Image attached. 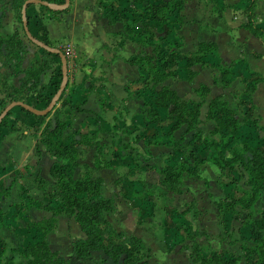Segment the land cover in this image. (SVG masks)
Returning <instances> with one entry per match:
<instances>
[{
	"label": "crops",
	"instance_id": "crops-1",
	"mask_svg": "<svg viewBox=\"0 0 264 264\" xmlns=\"http://www.w3.org/2000/svg\"><path fill=\"white\" fill-rule=\"evenodd\" d=\"M173 1L71 0L69 9L59 15L49 14L39 4L28 7L32 34L62 50L71 44L76 59L68 63V86L50 114L38 121L34 114L15 107L10 122L17 123V128L11 131L0 128V207L4 202L8 211L14 202L22 203L4 216L18 234L15 240L2 228L0 244L6 246L5 254L10 250L12 253L19 243L25 247L30 242L27 241L30 234L34 236L32 241L45 240L33 223L48 215L45 207L56 205V202L46 196L42 198L33 174L53 182V166L66 167L76 180L84 178L83 170L92 172L93 179L102 178V197L114 198L117 204V210L108 216L113 226L119 232L142 239L147 248L155 251L157 260L168 264H191L188 236L191 228L199 231L196 240L201 247L220 252L232 251L230 247L235 243L240 253L241 245L255 247L259 241L257 237L264 236V229L256 225L242 227L247 212L237 218L228 213L220 214L218 210L217 203L221 200L242 195L243 180L235 183L234 179L235 173H241L240 166L236 165L231 172L223 170L214 161L216 148L194 140L195 131H188V125L164 133L175 122L173 105L157 108L161 125L150 122L145 102L150 100L148 93L153 83L146 79V62L131 61L135 56H151L155 48L165 55H174L172 70L175 75L167 84L188 102L189 107H196L200 101L197 89L201 85L208 86L210 97L222 95L241 121L240 129L229 133L230 147H235L234 143L239 140H249L264 149V36L253 34L246 26L248 1L224 0L225 8L217 12L213 0H186L182 23H176L174 15L159 12L163 4ZM255 1L257 24L264 28V0ZM0 25L2 36L17 35L26 50L15 67L7 61L11 53L4 50L0 54V99L4 97L1 76L8 73L10 89L27 97L31 106L46 109L49 106H45L47 98H53L58 91L55 82L62 70L61 58L54 57L50 61L48 57L50 65L40 70L46 58L44 49L30 43L14 0H0ZM143 30L152 34L144 44L139 40L144 35ZM202 42H214L218 49L203 56L200 54L199 61L190 64L188 60L194 57ZM231 63H234L236 78L230 87L224 88L221 67ZM256 80L260 82L250 98L244 90ZM64 100L68 101L66 105ZM101 100L105 101L104 110L99 107ZM77 105L81 106L79 111L74 109ZM119 116L130 124L125 127ZM242 116L247 122L242 123ZM122 128L126 133H119L118 144L133 142L138 137L146 142L155 139L161 143L151 145V153L146 157L131 148H123L124 158L116 157L114 133ZM44 133H61L51 140L56 144V151H49L43 143ZM86 136L91 138L89 143L75 144ZM215 137L221 138L220 135ZM72 144L77 150L74 158L62 151ZM104 146L111 149L113 156L105 160L113 167L97 170L95 159L100 154L98 149ZM218 148L225 149L224 143L220 142ZM168 165L187 168L183 172L181 192L168 190L162 184L165 175L159 170ZM122 169L125 173L123 184L118 180ZM13 177L18 179L11 198L5 199V188ZM31 185L40 193L41 200L37 207L27 209L33 192L29 188ZM237 210L242 211V207L238 206ZM251 212L253 219H264V200ZM146 234H151L153 244L146 241ZM85 238L86 233L74 216L59 217L55 229L46 237L51 248L66 257L72 255L71 241ZM9 255L5 256L6 260ZM106 255L102 256L107 260L105 264H113L111 257ZM252 257L254 261L258 259L256 254Z\"/></svg>",
	"mask_w": 264,
	"mask_h": 264
},
{
	"label": "trees",
	"instance_id": "trees-1",
	"mask_svg": "<svg viewBox=\"0 0 264 264\" xmlns=\"http://www.w3.org/2000/svg\"><path fill=\"white\" fill-rule=\"evenodd\" d=\"M26 1L27 0H14L16 12L20 17L22 15V7ZM42 1L56 4H63L65 2V0ZM245 1L249 2V5L246 8L248 14L247 28L255 35L261 33L264 36V28L259 27L257 24V17L255 14L256 1ZM213 2L215 3V10L217 12H222L225 8L224 0H213ZM185 4L186 0H175L171 3H165L159 12L162 11L163 14L169 16L174 15L175 22L182 23ZM41 7L47 9L51 15H59L63 12L51 10L43 5H41ZM146 32L147 30H143L142 33L144 35L139 38L140 42L143 44L148 42L146 39H150L152 37L151 33L147 32V34H145ZM21 48L22 41L17 38V35L4 37L0 33V54H2L4 50L11 53V51L15 49L21 50ZM217 49L218 46L214 42H202L199 44L194 57L188 61L190 64H193L199 61V57L210 52H215ZM43 51L46 57V62H44V60L40 64V70L45 69L50 65L47 59L48 57L50 58V61H53L54 57L60 58L59 55L45 49ZM200 54L201 56H199ZM131 61H136L140 64L146 62L148 71V77L146 79L153 83L152 90L148 93V98L150 100L145 102L148 114L151 117L150 122H155L160 119V113L157 110L158 107L170 108L171 105H173V110L176 112V115L174 117L175 122L169 128L170 132L180 128L184 123H188V131H195L194 140L200 141L206 147L216 148L217 153L214 157V161L223 170L228 169L231 172L236 165L240 166L241 173H235L234 179L235 183H239L243 180V185L240 187L243 193L240 197H234L231 199L228 197L225 201L221 200L218 202L217 207L220 214L228 213L235 215L238 218L243 212H247L246 217H244L242 221V227H252L256 225L259 229H264V219H253L251 212V210L255 209L264 200V149L254 146L249 140H243L240 148H236L238 145H235V147H228V144L230 145L232 143L230 140L231 135L229 133L239 130L241 126V121L239 120L235 110L231 108L229 102L224 100L222 95L210 97V88L208 86L201 85L197 89L200 101L196 103V107L190 108L188 102L179 96L177 92L171 88L170 84H167L169 79L173 78L175 75L172 70L174 67V55L172 54L165 55L158 52V49L155 48L154 54L151 56L148 54L139 55L135 56L131 59ZM233 66L234 63L221 67L222 85L224 88L230 87L236 78ZM191 75L193 76L195 73L191 72ZM62 79L63 73L62 70H60L57 75V81L55 82L56 90L59 89ZM259 82L260 80H256L252 84L247 85L244 90V94L252 98ZM16 93L17 91L12 89L0 99V114L13 101H24L29 104V99L27 97H22ZM47 100L48 101L45 106L50 104L52 96L47 98ZM67 103V100L63 101V104L66 105ZM80 107V105H77L74 109L79 111ZM99 107L101 110L106 108L104 100L100 101ZM204 109H206L205 112H203ZM12 113L13 111H11L1 122L0 128H6L9 131L17 128V123L10 122V116ZM35 116L38 121L44 118V116ZM97 118L100 119L101 115L98 114ZM119 118L124 120L122 122L125 123V127L130 124V121L127 122L124 117L119 116ZM124 128H122L119 132L116 131V133H114L116 157H125L123 154V148L137 150L141 156L146 157L151 153L149 151L151 145L160 144V141L155 139L150 140V142H146V139H143L142 137H138V139L133 142L118 144L117 140L120 138L119 133H122L123 135L126 133ZM206 129H208V132ZM204 133L209 134L205 135ZM60 134L61 133L43 134L42 141L47 144L49 151H56V144L53 143V141L51 142V140L54 135L60 136ZM215 135H220L221 138L219 139L215 137ZM225 135H227L226 138L224 137ZM58 140L61 141V139ZM86 142V137H82V139L75 142V144ZM220 142L224 143L225 149L218 148V144ZM177 146L178 144L174 147V151ZM58 147H60V145H58L57 148ZM75 148L74 144L67 145L64 149H62V151L70 153L71 157L74 158L77 152ZM228 153H230V157L228 156ZM247 153L249 156H246ZM101 155L102 154H98L95 159V168L100 170L107 167H113L112 163L107 162ZM185 170H187V168L180 165H168L162 168L159 170L161 174L165 175V178L162 180V184L166 186L168 190L181 192L184 188L182 178ZM51 174L54 178L53 182L41 180V177L38 174H33L36 186L41 192L42 198L46 196L52 199L53 202H56V205L45 207L48 215L44 216V218L40 221L33 223V225L41 230L42 234L45 236V240H34L33 242L28 243L25 247H22L20 243L17 244L11 255L7 257L6 262L0 264H69L68 262L72 258L78 261L91 259L92 250L99 249L102 245L100 244V240L97 236L94 235V228L86 221L88 217L97 223L100 222L101 224L106 225V231L108 232L113 231V233L120 237L125 235L122 231L119 232L108 218L111 213L117 210V204L114 198L106 199L102 197V178L99 177L97 179H93L92 172H88L85 174L83 179L76 180L73 175L68 172L66 167L57 166L52 167ZM17 179L18 177H13L10 183L6 186L4 194L5 199L11 198V192ZM29 188L33 190L32 185L29 186ZM84 195H86V197ZM39 196L40 193L33 190L31 197L26 204V208L30 209L32 207H37L41 200ZM89 198H91L90 201H87ZM21 204L22 203L14 202L9 206L8 211H6V204L4 202L0 207V227L6 229L15 240L18 239V234H15V229L4 220V216L13 207L18 208ZM238 206L242 207V211L237 210ZM79 211L80 213H78ZM75 214H77V217L81 222V227L86 233V238L73 239L71 241L73 246L72 255L70 257H66L61 255L58 251L53 250L46 237L55 229L59 217H71ZM199 235L200 233L198 230H193L192 228L190 229L188 236L191 239V244L189 246L191 250V264L197 263V257L200 260L202 259L203 264H239L241 260H243V264H264V236L262 235L257 237L259 241L255 247L241 245L240 253L239 251H237V253L232 250L230 252L232 256H228L226 251H212L210 258L207 260L202 257V247L196 240V237ZM126 238L136 239L133 235H128ZM4 253L5 250L3 251V255ZM254 254L258 256V259L251 262V257ZM130 260L131 256L128 253L122 264H132Z\"/></svg>",
	"mask_w": 264,
	"mask_h": 264
},
{
	"label": "rangeland",
	"instance_id": "rangeland-1",
	"mask_svg": "<svg viewBox=\"0 0 264 264\" xmlns=\"http://www.w3.org/2000/svg\"><path fill=\"white\" fill-rule=\"evenodd\" d=\"M30 43H31V41H30ZM33 45L35 46V44H33ZM25 51L26 50L23 49V46H22L21 50L15 49V50L11 51V56L7 60L8 63H10L9 65H12L15 67V64H17L19 62V58L23 57V55L26 53ZM13 61H15V62L13 63ZM9 78H10V74H8V73H4L1 76V80L3 82V88H4V91H3L4 95H6L10 90H12V89H10L11 86L8 85L9 84ZM233 105H234V103H233ZM242 119H243L242 123L247 122L246 117L242 116ZM160 123H161L160 119L158 121L153 122L154 125H157V124L161 125ZM183 125L184 126L188 125V123H184ZM169 126H170V124L168 125V127ZM154 128H156V127L154 126ZM206 131L208 132V129H206ZM154 132H155V130H154ZM164 133H172V132L169 131V128H166V131ZM103 139H105L104 141H106V138L103 137ZM89 140H91V138L86 136L87 143H89ZM106 143H107V141H106ZM160 143H161V141H160ZM234 145H238V146H236V148L237 147L240 148L242 146V141L239 140L238 143H234ZM228 147L230 148L229 144H228ZM98 153L102 154L103 155L102 157L106 160H107L106 157L113 156L111 153V149H109L106 146L100 147L98 149ZM128 161H131V160L128 159ZM133 164L139 165L136 162H133ZM123 171H124V169L121 170L122 175H121V177L118 178V180L120 181L121 184H123L125 181V178H124L125 173ZM85 174H87V172L83 170V177L85 176ZM86 195H84V196L86 197ZM91 198L87 199V201H90ZM87 203H89V202H87ZM78 213H80V211ZM74 217H75L76 221L81 225V222L79 221V219L77 217V214H75ZM86 221L88 222V224L90 226H92L94 228V230H95L94 235H96L97 238L100 240V244L102 245V247H100L99 249L92 250L91 259L84 260V261H80V260L78 261V260L72 258L68 262L69 264H105V262L107 260H105V257H102L103 254L106 257H107L106 254H108L111 257L113 264H122L128 253L131 256L130 261L132 264H168L167 262H164L163 260H157L155 257L157 255V254H155V251L151 248L150 249L147 248L145 245V242H143L142 239H138V240H137V238L136 239H128V238H126L128 235H126V233H124V231H122V232L125 235L123 237H120V236H117L115 233H113V231L112 232L106 231L107 226L104 224H101L100 222L97 223L89 217L86 219ZM29 225H32V224H29ZM25 228H27V227H25ZM3 230H2V227H0V239L2 238ZM4 235H5V233H4ZM7 236L11 237L12 235L8 233ZM33 237L34 236L32 234H30L27 237V241L33 242L34 241V240L32 241ZM144 237L148 243L153 244V237L151 236V234H146V235H144ZM252 239H253V237H251V240ZM30 242H27L26 244H28ZM0 243H1V240H0ZM4 248H6V246L4 244H0V263H3L4 260L6 261L5 256L9 255L11 253V250H10L7 252V254L4 253V255H3V251L5 250ZM230 248L233 249V251L237 252V249L239 247L236 246L235 243H232V246ZM230 248H229V250H230ZM211 252H212V249L210 247L204 246L201 249V255L203 258H206V260L210 258ZM230 252H227L228 256H232V254ZM93 254H95V255H93ZM197 259H198V261L196 264H203L202 259L200 260L198 257H197ZM253 261H254V259L252 257L251 262H253ZM239 264H243V260H241Z\"/></svg>",
	"mask_w": 264,
	"mask_h": 264
},
{
	"label": "water",
	"instance_id": "water-1",
	"mask_svg": "<svg viewBox=\"0 0 264 264\" xmlns=\"http://www.w3.org/2000/svg\"><path fill=\"white\" fill-rule=\"evenodd\" d=\"M32 4L43 5L47 8H49L51 10H55V11H65V10L69 9V7L71 6V0H65V2L63 4H56V3H51V2L42 1V0H27L22 7V21H23V26H24V30H25V34H26L27 38L32 43H34L36 46L41 47V48H43L49 52H52V53L60 56L61 62H62V73H63L62 83H61L57 93L52 98L49 106L46 109H43V110L37 109V108L31 106L30 104L25 103L24 101H13L0 114V124L6 118V116H8V114L13 110V108H15V107H21V108L25 109L26 111L33 113L34 115H38V116L48 115L55 108L56 104L60 100V97L62 96V94L65 92V90L68 86V83H69V64H68L67 56L64 53V51L60 48L52 47L51 45L43 42L42 40H40L38 38H36L30 30L29 17H28V7Z\"/></svg>",
	"mask_w": 264,
	"mask_h": 264
},
{
	"label": "built area",
	"instance_id": "built-area-1",
	"mask_svg": "<svg viewBox=\"0 0 264 264\" xmlns=\"http://www.w3.org/2000/svg\"><path fill=\"white\" fill-rule=\"evenodd\" d=\"M63 51L67 56L68 63H69V61H73L76 59V53H75V50L71 44L65 45L63 47Z\"/></svg>",
	"mask_w": 264,
	"mask_h": 264
}]
</instances>
